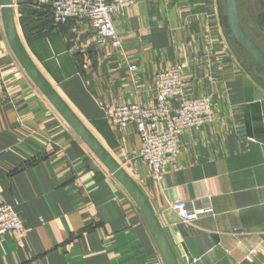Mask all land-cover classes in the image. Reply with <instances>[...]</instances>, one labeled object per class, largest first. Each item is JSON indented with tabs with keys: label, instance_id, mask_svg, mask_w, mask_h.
<instances>
[{
	"label": "crops",
	"instance_id": "1",
	"mask_svg": "<svg viewBox=\"0 0 264 264\" xmlns=\"http://www.w3.org/2000/svg\"><path fill=\"white\" fill-rule=\"evenodd\" d=\"M38 1L12 0L26 51L143 189L180 264H264V85L235 55L223 0H134L115 17L119 48L98 43L89 20L56 24ZM256 21L264 32V12ZM169 69L187 78L189 97H211L215 119L181 134L159 182L136 125L107 118L153 103L156 74ZM98 160L16 58L0 8V192L27 230L0 236V264H166L137 203ZM176 199L209 211L185 223Z\"/></svg>",
	"mask_w": 264,
	"mask_h": 264
},
{
	"label": "built area",
	"instance_id": "2",
	"mask_svg": "<svg viewBox=\"0 0 264 264\" xmlns=\"http://www.w3.org/2000/svg\"><path fill=\"white\" fill-rule=\"evenodd\" d=\"M134 4V0H39L38 7L49 8L56 24L69 21H91L98 32V43L114 48L122 45L115 28L117 13ZM130 64L132 74L137 71ZM156 98L150 105L133 102L109 110L108 121L113 127L126 129L136 125L142 139L140 157L152 170V177L162 181L166 167L175 161L180 151V136L187 130L210 125L215 119L214 103L209 96L189 97V82L179 70H161L156 74ZM180 99L177 107L170 101ZM171 207L181 219L194 224L209 210H191L183 199H176ZM24 229L17 211L0 192V236L20 233ZM195 261L197 259H194Z\"/></svg>",
	"mask_w": 264,
	"mask_h": 264
},
{
	"label": "water",
	"instance_id": "3",
	"mask_svg": "<svg viewBox=\"0 0 264 264\" xmlns=\"http://www.w3.org/2000/svg\"><path fill=\"white\" fill-rule=\"evenodd\" d=\"M0 8L8 42L28 76L92 153L133 197L166 264H180L177 253L143 189L81 120L29 56L17 31L12 0H0ZM223 9V20L226 26L227 37L234 45L239 46L252 58L255 74L264 78V48L246 30L241 19L238 0H223ZM30 12H34V10H30ZM172 235L175 242L178 243L175 234L172 233Z\"/></svg>",
	"mask_w": 264,
	"mask_h": 264
},
{
	"label": "rangeland",
	"instance_id": "4",
	"mask_svg": "<svg viewBox=\"0 0 264 264\" xmlns=\"http://www.w3.org/2000/svg\"><path fill=\"white\" fill-rule=\"evenodd\" d=\"M248 12L252 15V17H250V18L246 17L245 14H248ZM259 12H264V7L261 4V1H259V0H247V2L242 4L240 7L241 19H242V22H243L246 30L248 32H250L255 37V39L259 42V44L264 48V32L262 30L258 31L259 29L256 27L257 26L256 25V22H257L256 16ZM258 27H259V25H258ZM255 31H258L259 33H256ZM234 52H235L236 57L239 58V60L244 61V64H246V61L249 60V58L245 56V54L243 53V51L240 48H238L237 50L235 49ZM84 146L96 159V156L86 146L85 143H84ZM99 161L100 160H98V162Z\"/></svg>",
	"mask_w": 264,
	"mask_h": 264
},
{
	"label": "trees",
	"instance_id": "5",
	"mask_svg": "<svg viewBox=\"0 0 264 264\" xmlns=\"http://www.w3.org/2000/svg\"><path fill=\"white\" fill-rule=\"evenodd\" d=\"M238 4H239V9H240L241 5L244 4V3H243V0H238ZM255 32H256V33H259L258 31H255ZM235 46H236V45H235ZM236 47H237V48H240L239 46H236ZM240 49H241V48H240ZM241 50H242V49H241ZM242 51H243V50H242ZM243 53L245 54L246 57L249 58V60L246 59V60H247V61H246V66H247V67L249 68V70L252 71L253 74L257 77V80L261 81L262 84L264 85V78L261 77V76H259V75H256V74H255L254 67H253V60H252V58L249 57L248 54L245 53L244 51H243Z\"/></svg>",
	"mask_w": 264,
	"mask_h": 264
}]
</instances>
